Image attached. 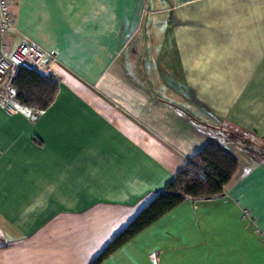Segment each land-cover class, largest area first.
I'll return each mask as SVG.
<instances>
[{"label":"crops","instance_id":"obj_1","mask_svg":"<svg viewBox=\"0 0 264 264\" xmlns=\"http://www.w3.org/2000/svg\"><path fill=\"white\" fill-rule=\"evenodd\" d=\"M53 103L0 86V264H90L208 142L238 170L101 264H264V0H7Z\"/></svg>","mask_w":264,"mask_h":264},{"label":"trees","instance_id":"obj_2","mask_svg":"<svg viewBox=\"0 0 264 264\" xmlns=\"http://www.w3.org/2000/svg\"><path fill=\"white\" fill-rule=\"evenodd\" d=\"M11 90L18 105L42 112L53 103L58 92V83L52 76H43L25 68H18L11 82ZM237 170V162L225 149L216 143L208 142L186 162L183 169L162 191L152 197L90 264H101L183 201L208 200L223 196L226 185L234 178Z\"/></svg>","mask_w":264,"mask_h":264},{"label":"built area","instance_id":"obj_3","mask_svg":"<svg viewBox=\"0 0 264 264\" xmlns=\"http://www.w3.org/2000/svg\"><path fill=\"white\" fill-rule=\"evenodd\" d=\"M7 0H0V32L13 27L14 20L6 11ZM12 67L25 68L43 76H51V68L43 59L41 48L23 44L10 55L0 52V86Z\"/></svg>","mask_w":264,"mask_h":264},{"label":"water","instance_id":"obj_4","mask_svg":"<svg viewBox=\"0 0 264 264\" xmlns=\"http://www.w3.org/2000/svg\"><path fill=\"white\" fill-rule=\"evenodd\" d=\"M219 197H221V196H216V197H213L212 199H216V198H219Z\"/></svg>","mask_w":264,"mask_h":264},{"label":"rangeland","instance_id":"obj_5","mask_svg":"<svg viewBox=\"0 0 264 264\" xmlns=\"http://www.w3.org/2000/svg\"><path fill=\"white\" fill-rule=\"evenodd\" d=\"M7 76V75H6ZM52 76V75H51Z\"/></svg>","mask_w":264,"mask_h":264}]
</instances>
